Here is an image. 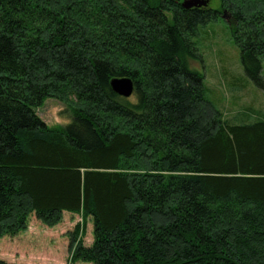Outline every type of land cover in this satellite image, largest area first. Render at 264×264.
Wrapping results in <instances>:
<instances>
[{
	"label": "trees",
	"instance_id": "1",
	"mask_svg": "<svg viewBox=\"0 0 264 264\" xmlns=\"http://www.w3.org/2000/svg\"><path fill=\"white\" fill-rule=\"evenodd\" d=\"M182 1L0 0V237L76 212L94 238L75 256L94 264H264V119L226 118L190 65L227 8L264 86V0ZM47 97L70 123L39 116Z\"/></svg>",
	"mask_w": 264,
	"mask_h": 264
},
{
	"label": "rangeland",
	"instance_id": "2",
	"mask_svg": "<svg viewBox=\"0 0 264 264\" xmlns=\"http://www.w3.org/2000/svg\"><path fill=\"white\" fill-rule=\"evenodd\" d=\"M218 3L219 0H207L204 5ZM223 10L227 16H219L206 24L194 38L202 59H191L190 65L203 71L208 96L226 118L236 123L264 119V86L247 75L240 46L231 31L228 9ZM37 112L49 126L67 125L72 121L71 106L57 98L47 97ZM93 230V218L82 213L64 212L59 223L48 226L33 212L27 219L26 229L0 237V259L16 264H94L75 256L80 245L93 242ZM72 232L76 238L73 250L70 249Z\"/></svg>",
	"mask_w": 264,
	"mask_h": 264
},
{
	"label": "water",
	"instance_id": "3",
	"mask_svg": "<svg viewBox=\"0 0 264 264\" xmlns=\"http://www.w3.org/2000/svg\"><path fill=\"white\" fill-rule=\"evenodd\" d=\"M207 0H183L182 5L185 8H192L206 4ZM226 15V13H224ZM112 89L124 97H130L134 93L135 83L134 79L130 76H114L110 80Z\"/></svg>",
	"mask_w": 264,
	"mask_h": 264
},
{
	"label": "clouds",
	"instance_id": "4",
	"mask_svg": "<svg viewBox=\"0 0 264 264\" xmlns=\"http://www.w3.org/2000/svg\"><path fill=\"white\" fill-rule=\"evenodd\" d=\"M42 118V117H41ZM43 119V118H42ZM44 120V119H43Z\"/></svg>",
	"mask_w": 264,
	"mask_h": 264
}]
</instances>
